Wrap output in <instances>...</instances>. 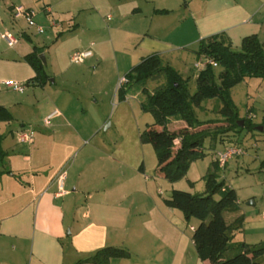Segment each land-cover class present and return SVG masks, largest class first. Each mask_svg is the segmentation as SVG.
I'll use <instances>...</instances> for the list:
<instances>
[{
  "label": "crops",
  "instance_id": "1",
  "mask_svg": "<svg viewBox=\"0 0 264 264\" xmlns=\"http://www.w3.org/2000/svg\"><path fill=\"white\" fill-rule=\"evenodd\" d=\"M14 1L5 0L8 9L0 8V28L10 32L16 29L17 34L11 33L20 39L16 56L0 53L1 84L13 80L6 79L9 76L22 81L33 78L35 71L24 57L36 46L43 48L33 42L26 22L13 18V8H32L38 25L52 26L53 6L44 5L40 13L32 6L34 0ZM170 1L134 0V6L121 15L124 0H112L111 10L119 15L115 17L116 29L124 30L129 20L132 26L126 32L131 43L161 56H180L175 54L178 50L221 33L235 50L241 48L244 38L253 35L264 45V0H200L193 6L186 5L184 11L182 5L175 8ZM93 9L102 8L96 2ZM107 18L113 19L109 14ZM70 109L54 110L60 115L35 135L31 144L19 143L16 138L21 148L9 146L7 150V139L3 141L7 157L0 164V264H90L80 262L106 247L130 253V257L112 259L110 264H209L199 259L192 239L198 223H187L179 210L168 208L164 201H153L149 188L133 185L118 150L101 144L99 149L82 153L88 146L87 137L100 128L73 124L67 116ZM254 111V106L247 103L245 116L260 125L264 118L257 123ZM21 129L27 128L22 125ZM254 134H247V139L255 142ZM244 137L232 134L230 140L243 145L247 140ZM81 142L85 144L80 154L66 163V153ZM230 145L232 142H226L216 151ZM25 146L30 154L25 153ZM253 147L258 149L257 142ZM55 153L58 158L54 159ZM8 160L10 168L2 169ZM141 172L145 173V166ZM259 197V203L253 196V205L244 208L238 196L240 211L231 214L229 221L244 215L245 222L243 230L235 233L236 243L264 242V196ZM240 237L242 240H238Z\"/></svg>",
  "mask_w": 264,
  "mask_h": 264
},
{
  "label": "rangeland",
  "instance_id": "2",
  "mask_svg": "<svg viewBox=\"0 0 264 264\" xmlns=\"http://www.w3.org/2000/svg\"><path fill=\"white\" fill-rule=\"evenodd\" d=\"M133 1L124 0L122 6L125 9H120L119 13L128 12L131 6H134ZM198 1L200 0H171L170 5L175 8L182 5V11H184L186 5L193 6ZM12 2L15 1L12 0ZM96 2L101 6V10L93 9ZM44 5L53 6L54 11L50 21H55L57 26L52 27L48 23L49 26L45 28L44 34H39L28 27L27 29L30 30L33 42L45 47L41 55H44L46 60L44 71L49 80L45 85L40 86L38 84L28 85L27 81L30 79L22 81L17 76L6 77V79L11 78L16 82L26 84V91L18 93L7 88L4 82L1 84L4 78L0 73V106L8 108L13 116L11 122H0V134L7 139L4 144L7 150L9 146H18L16 132L21 129L22 125L33 130L38 136L39 132L45 128L44 119L48 114L56 109L63 110L69 107L72 109L67 115L70 122L90 124L95 128H100L92 136L87 137L88 146L82 153L94 151L95 147L99 149L98 146L100 147L101 144L108 145L105 146L106 148L118 150L121 158H124L123 168L129 174L131 183L138 185L142 190L149 188L153 201H164L170 197L173 190L191 192L196 195L204 194L206 191L205 177L212 168L216 149H220L226 142H232L233 145L244 148L246 154L234 157L225 168H221L218 173L219 179L237 191L244 208H247L252 201L254 202L253 196H257V201L260 202L259 196H264V169L261 168L264 159L263 132L257 131L254 134L258 149L253 147L255 142L251 141V138L247 139V134L248 136L250 134L248 130L239 133V136H245L244 140L247 139L243 141V145L230 140L232 133L219 137L215 149L212 148L211 138H207L203 148L205 155L193 162L184 179L176 184L169 183L158 170L157 155L153 146L141 140L142 132L155 122L154 116L142 109L141 104L146 98L143 88L127 86V83L121 85L125 74L138 65L142 61L141 58H147L153 54L152 51L150 49L142 51L137 47L136 42L131 43L126 32L132 26L129 20L124 25V30L116 29L117 19L115 17L118 14L111 10L112 0H34L32 4L40 13ZM2 6L4 10L8 9L5 6V0H0V8ZM108 14L114 20L111 18L108 20ZM47 22L45 21L46 24ZM0 32L4 30L0 28ZM11 32L17 34L16 29H11ZM197 46L196 44L190 45L178 50L175 54L180 56L177 57H173L174 54L162 56L165 64L171 65L183 78H190L191 93L196 91V76L200 72L195 65L199 61L206 62L203 56L197 59L194 53ZM84 51H92L93 57L82 64H73L71 62L73 53ZM0 53L4 56L6 54L16 56V49L9 48L2 42ZM208 66L220 72L216 64L208 63L201 68V71ZM51 80L54 82L52 83ZM165 84V76L160 75L150 80L146 87L149 92H154L164 87ZM122 86L128 91V96L124 100L118 93ZM231 98L242 113L240 114L242 117L246 115V104L248 103L255 108L254 112L258 116L256 122H262L264 118V80L247 79L231 91ZM220 108L221 105L214 100L196 107L199 120L205 124L198 130L213 131L220 125L226 126L227 122L220 114ZM54 122L55 120L52 124ZM185 125L184 121L172 119L167 128L175 132L183 129ZM156 128L163 129L159 126ZM12 132L15 133V139L12 138ZM221 138L224 140L221 141ZM84 144L81 142L79 146L66 153V163L74 161ZM176 144L179 147V143ZM18 148L21 147L18 146ZM24 149L26 154H30L28 146ZM53 156L54 159L58 158L56 153ZM143 164L145 173L139 171ZM4 168H10L9 160L2 167ZM230 215L226 214L227 221ZM192 221L193 224L199 223L197 219H192ZM242 237L238 240H242ZM257 242L249 241L248 243Z\"/></svg>",
  "mask_w": 264,
  "mask_h": 264
},
{
  "label": "trees",
  "instance_id": "3",
  "mask_svg": "<svg viewBox=\"0 0 264 264\" xmlns=\"http://www.w3.org/2000/svg\"><path fill=\"white\" fill-rule=\"evenodd\" d=\"M166 12L156 11L161 14ZM43 52L44 48L36 46L32 53L24 57L35 71V76L27 81L28 85L43 86L49 80L44 71V62L40 59ZM194 53L197 59L203 56L220 69L217 72L216 68L208 66L200 71L196 76L195 93L190 91V78H183L171 65L165 64L162 56L157 53L144 58L125 76L127 86L143 88L146 98L141 104L142 109L150 112L155 122L142 132L141 140L153 146L158 170L171 184L184 179L193 162L205 155L203 148L207 138H211L212 148L215 149L219 137L230 133L237 135L243 130L256 133L258 127L264 128V122L258 125L248 116L241 117L240 110L231 98V91L247 79L264 80V45L260 38L257 35L248 36L244 38L241 48L235 50L229 38L221 33L201 40ZM160 75L166 78L165 86L149 92L146 85ZM127 92L124 86L118 91L123 100ZM212 100L221 105L220 114L227 125H220L213 131L198 130L205 124L199 120L196 107ZM172 119L184 121L188 127L172 132L167 128ZM12 120L8 108L0 106V122ZM241 121H244L243 127L238 126ZM157 126L163 129L158 130ZM4 140L5 136L0 134V164L7 157L2 147ZM177 140L179 147L175 144ZM143 168L141 165L140 170L143 171ZM261 168L264 169V160ZM220 169L214 160L205 177L204 194L173 190L164 203L168 208L182 212L187 223L192 219L199 221L192 239L200 260L209 264H264V242L249 245L234 241L235 233L243 230L245 216L240 215L232 222L227 221V213L240 211L239 199L236 190L219 179ZM128 257L130 253L124 249L106 247L80 263L110 264L112 259Z\"/></svg>",
  "mask_w": 264,
  "mask_h": 264
},
{
  "label": "built area",
  "instance_id": "4",
  "mask_svg": "<svg viewBox=\"0 0 264 264\" xmlns=\"http://www.w3.org/2000/svg\"><path fill=\"white\" fill-rule=\"evenodd\" d=\"M12 15L15 20L23 19L26 22L28 28L34 29L37 33L39 34L45 33V27L38 25L34 19L36 15V12L34 9L28 8L22 5L16 6L13 8ZM51 24H52V27L57 26L55 21H52ZM19 40H20L19 37L14 35L10 31L0 32V43L4 42L9 48H15L18 45ZM92 56H93L92 51L75 52L73 53L71 57V62L73 64H82L85 62V60H87L88 58H91ZM207 63L210 65L215 64L213 61L206 60V62L199 61L195 66L198 67V69H200L201 71L202 70L201 68L205 66ZM126 83H127V79L123 78L121 80V85L126 84ZM4 85L7 88H11L12 90L18 93H24L26 91V84L16 82L13 80L5 81ZM59 115H60L59 111H54L53 113L48 115L44 119L45 127H50L52 125V121L54 120V118ZM16 138L19 143L31 144L34 141L35 132L30 129H21L20 131L16 133ZM176 143H179V140H177L175 144ZM245 154H246V151L241 146L230 145V146H227L223 150L215 151L214 160L218 162L221 168H225L231 159H233L234 157L245 155ZM63 178H64L63 175L59 176V180L62 181Z\"/></svg>",
  "mask_w": 264,
  "mask_h": 264
},
{
  "label": "water",
  "instance_id": "5",
  "mask_svg": "<svg viewBox=\"0 0 264 264\" xmlns=\"http://www.w3.org/2000/svg\"><path fill=\"white\" fill-rule=\"evenodd\" d=\"M40 59H42V61H43L44 63L46 62L44 55H40ZM238 126H239V127H243V126H244V121H241V123H238ZM257 131H259V132H263V131H264V128H263V127H258V128H257ZM251 204L253 205V203H251Z\"/></svg>",
  "mask_w": 264,
  "mask_h": 264
}]
</instances>
